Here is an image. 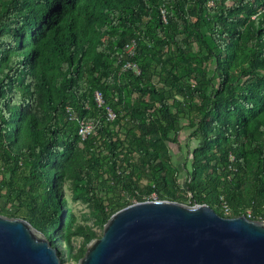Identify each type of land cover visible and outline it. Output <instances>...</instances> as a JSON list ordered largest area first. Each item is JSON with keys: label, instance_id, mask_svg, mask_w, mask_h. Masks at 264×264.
Wrapping results in <instances>:
<instances>
[{"label": "trees", "instance_id": "obj_1", "mask_svg": "<svg viewBox=\"0 0 264 264\" xmlns=\"http://www.w3.org/2000/svg\"><path fill=\"white\" fill-rule=\"evenodd\" d=\"M184 1L190 2L187 9ZM226 1L0 0V153L9 172L0 183V213L30 222L39 219L38 211L59 217L61 200L53 199L55 182L63 176L59 160L77 143L86 151L87 183L104 192L99 202L105 222L145 201L134 180L127 188L135 200H125L123 193L124 176L135 174L134 151L152 173L157 198L174 201L145 129L177 137L183 120L192 126L195 116L200 137L195 172L202 167L212 175L188 184L190 205L218 211L223 196L241 207L231 217L249 210L253 220L258 213L264 218L257 195L245 200L238 191L249 170L242 130L257 160V183L264 186V77L258 74L264 64V0ZM131 41L136 42L132 57L125 50ZM204 60L216 66L218 85ZM128 61L139 73L123 70ZM156 76L163 86L154 82ZM244 77L263 83L256 89L240 86ZM96 91L103 94L102 106ZM117 98L127 107L137 104L133 126L123 135L107 116L109 107L117 122L126 117ZM188 111L195 115L186 117ZM85 120L95 121L96 128L83 139L79 129Z\"/></svg>", "mask_w": 264, "mask_h": 264}, {"label": "water", "instance_id": "obj_2", "mask_svg": "<svg viewBox=\"0 0 264 264\" xmlns=\"http://www.w3.org/2000/svg\"><path fill=\"white\" fill-rule=\"evenodd\" d=\"M0 264H63L24 218L0 213ZM79 264H264V220L223 217L207 204L132 203L88 241Z\"/></svg>", "mask_w": 264, "mask_h": 264}, {"label": "rangeland", "instance_id": "obj_3", "mask_svg": "<svg viewBox=\"0 0 264 264\" xmlns=\"http://www.w3.org/2000/svg\"><path fill=\"white\" fill-rule=\"evenodd\" d=\"M226 2H229L226 1ZM231 3V2H229ZM185 9L189 6V1H184ZM195 52H198V46L196 43L192 45ZM167 53L170 54L173 51V47L166 48ZM93 56L92 58H94ZM204 69L207 70L209 77H214L215 85L219 83V72L216 70V66L210 60H204ZM258 74L262 78L264 77V64L258 67ZM154 82L159 86H163V82L159 81L158 77L154 78ZM263 81L255 80L252 77H244L240 80L239 85L251 86L253 88H260ZM97 92V91H96ZM99 92V91H98ZM135 100H139L137 94L134 97ZM147 101H154L150 98H145ZM102 105H104V98L102 94ZM116 106L121 110V117L126 115V117L120 118L117 122V115L107 107V111L110 110L115 118L110 120L111 122H116L120 133L123 135L126 128L133 126V117L131 116V111L137 108V104H133L131 107L122 105L119 98L115 99ZM100 106V105H99ZM187 112L188 115H195V112L191 114ZM196 117L194 116L191 121L194 125H190L191 122L186 118L183 120V128L179 131L176 137L174 133H171L168 138H164L150 127H146L145 131H148L147 140L149 145L152 147L156 153L157 160L162 165V176L165 182V188L170 194L174 195L178 199L174 200L185 205H190V199L192 193L188 188V184L193 182L194 177H200L204 175H212L211 169L199 168L195 172L194 157L199 155V139L200 137L195 135ZM46 120H44V123ZM84 123H89L92 128L93 133L96 128V122L93 120H85ZM253 131L255 135H258V131ZM247 136V137H246ZM249 134L242 130L240 132V141L244 147L247 161L249 163V170L244 177L243 182L238 188L239 194L245 200H248L257 195L258 204L264 207V186H260L257 183L256 173H257V160L254 157L253 147L249 141ZM177 138L179 143H174L173 140ZM124 140V136H122ZM133 149V148H132ZM134 151V150H133ZM205 151H201V154ZM86 157V151L82 144L77 143L72 146L68 152L67 156L59 160V171L62 170L63 176L57 178L55 182L54 193H57L55 198L61 200V208L58 209L61 215L59 217L50 218L48 213L44 214L38 211L39 219H33L30 222L35 229L45 235L47 240L53 246H56L63 253V264H79L80 259H82L87 251L88 240L87 237L97 238L101 237L103 234L104 226L107 222L104 220V216L100 206V200L102 199V191H93L90 184L87 183L84 177V171L82 169V163ZM134 164L135 170L133 175L126 174L123 180V193L125 194V200L132 202L135 198L132 193L127 188L128 182L134 180L138 183L139 189L143 191V198L147 200H160L157 198L156 192L153 190L152 184V173L147 168V165L142 161L138 153L134 151ZM9 172L7 171L5 165V159L3 154L0 153V183H5L8 180ZM101 192V193H100ZM224 200L223 196L220 201ZM225 201V200H224ZM3 203V200H0ZM230 211L226 213L222 206H217L219 215L223 217H231L232 214L240 210L238 207H232L227 203ZM247 215L254 213L249 210L246 211ZM17 210L11 208V215H16ZM246 215V216H247ZM257 218L255 220H262L261 214H255ZM248 217V216H247ZM21 218V217H20ZM251 218V217H250ZM259 218V219H258ZM253 219V218H251ZM66 224L70 225V229L66 228ZM51 225L49 229L48 226ZM91 241V239L89 240ZM70 245V246H69ZM72 249V256L69 251Z\"/></svg>", "mask_w": 264, "mask_h": 264}, {"label": "built area", "instance_id": "obj_4", "mask_svg": "<svg viewBox=\"0 0 264 264\" xmlns=\"http://www.w3.org/2000/svg\"><path fill=\"white\" fill-rule=\"evenodd\" d=\"M135 49H136V42L135 41L129 42L125 47L126 54L130 57L134 56ZM129 69H132V70L136 71L137 73H139V69L137 68V65L131 61L126 62L124 67H123V70H129ZM95 99H96L97 103L101 106V104H102V101H101L102 100V93L97 91L95 93ZM107 116H108L109 120H113L115 118L114 114L110 110L107 111ZM91 128H92V126L89 123H84V122L81 123L80 129H79V134L81 135V137L83 139L86 138L90 134ZM221 202H222V207L224 208L225 212L229 213L230 208H229L227 202L224 200H221ZM247 216L250 218L251 214H248ZM262 220H264V218Z\"/></svg>", "mask_w": 264, "mask_h": 264}]
</instances>
